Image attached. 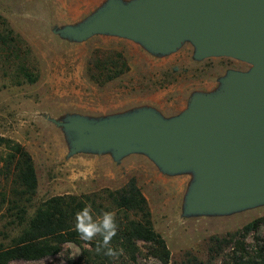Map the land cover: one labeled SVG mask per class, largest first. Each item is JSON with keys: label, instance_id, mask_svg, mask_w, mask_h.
I'll return each instance as SVG.
<instances>
[{"label": "rangeland", "instance_id": "rangeland-1", "mask_svg": "<svg viewBox=\"0 0 264 264\" xmlns=\"http://www.w3.org/2000/svg\"><path fill=\"white\" fill-rule=\"evenodd\" d=\"M106 1L0 0V254L32 241V223L51 199L87 201L89 196L96 202L98 211L87 204L97 219L106 209L112 210L110 194L102 192L124 188L77 180V167L70 163L77 156L67 159L65 135L50 118L104 117L144 106L174 117L187 108L195 92H213L229 71L251 68L231 58L196 61L191 44L157 58L118 38L98 36L73 44L53 34L55 27L83 22ZM17 148L32 160L35 193L11 165L10 158L21 159ZM132 179L147 199L152 227L165 240L171 264H236L233 249L216 257V241L256 221L260 228L246 238L243 247L254 251L264 246V207L229 217L184 219L183 202L191 176L169 177L158 170L157 178L143 174L129 182ZM121 213L125 225V213ZM128 216L130 222L143 223L142 213ZM137 244L138 264H162L152 255L151 244ZM63 247L59 255L40 261L6 263L0 257V264H65L67 257L77 260L82 254L73 243ZM84 248L91 250L88 244Z\"/></svg>", "mask_w": 264, "mask_h": 264}, {"label": "water", "instance_id": "water-1", "mask_svg": "<svg viewBox=\"0 0 264 264\" xmlns=\"http://www.w3.org/2000/svg\"><path fill=\"white\" fill-rule=\"evenodd\" d=\"M53 34L73 44L118 38L157 58L191 44L196 61L250 65L247 72L229 71L215 91L192 94L174 117L144 106L49 121L65 135L68 160L110 156L120 163L137 155L165 176H191L184 219L264 207V0H107L83 22Z\"/></svg>", "mask_w": 264, "mask_h": 264}, {"label": "trees", "instance_id": "trees-1", "mask_svg": "<svg viewBox=\"0 0 264 264\" xmlns=\"http://www.w3.org/2000/svg\"><path fill=\"white\" fill-rule=\"evenodd\" d=\"M16 152L21 154V159L17 161L16 156L10 158L11 165L14 166L17 177L24 176V179L32 184V193H35L37 175L32 160L23 149L17 148ZM103 193L110 194L112 199V210L106 209V211L116 212L117 234L112 239L111 247L123 249V254L118 258L105 256L103 251L101 253L96 252V242L101 237L97 236L92 241H84L75 230L76 213L87 202L92 203L93 209H97L96 202L92 201L89 196L87 201L77 197L51 199L46 204L44 212H40L38 219L32 223V241L18 243L14 248L2 252L0 257L6 263L12 260L40 261L59 255L64 250L63 246L66 243H73L81 248L82 254L77 260L71 256L67 257L65 264H138L137 253H139V248L137 243L142 241L153 246L151 248L152 255L158 258L162 264H171V252L165 240L152 227V215L147 199L138 188L136 181L132 179L126 187L120 190H105ZM122 211L125 213L123 217L127 222L125 225L120 218ZM131 212L134 214L142 213L143 223L130 222L128 213ZM92 218L96 220L94 216ZM259 228L260 222L256 221L246 226L242 231L216 241L214 254L216 257H220L227 250L233 249L236 264H264V246L258 247L254 251L243 247L246 238L251 233L258 231ZM84 244H88L91 250L84 248ZM239 253L240 256H238ZM238 257L240 258L238 259Z\"/></svg>", "mask_w": 264, "mask_h": 264}, {"label": "crops", "instance_id": "crops-1", "mask_svg": "<svg viewBox=\"0 0 264 264\" xmlns=\"http://www.w3.org/2000/svg\"><path fill=\"white\" fill-rule=\"evenodd\" d=\"M77 167L76 179L102 187H125L130 178L143 174L157 178L158 169L143 156H130L116 163L110 156L79 155L71 160ZM116 185V186H115Z\"/></svg>", "mask_w": 264, "mask_h": 264}, {"label": "clouds", "instance_id": "clouds-1", "mask_svg": "<svg viewBox=\"0 0 264 264\" xmlns=\"http://www.w3.org/2000/svg\"><path fill=\"white\" fill-rule=\"evenodd\" d=\"M75 230L84 241H92L99 236L101 239L96 242V252L108 257L118 258L123 254V249L111 247L113 237L117 234V224L114 212H102L100 216L93 220L92 208L86 204L76 213Z\"/></svg>", "mask_w": 264, "mask_h": 264}]
</instances>
